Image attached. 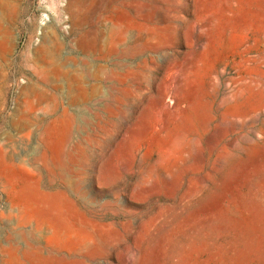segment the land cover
Instances as JSON below:
<instances>
[{
  "label": "rangeland",
  "instance_id": "1",
  "mask_svg": "<svg viewBox=\"0 0 264 264\" xmlns=\"http://www.w3.org/2000/svg\"><path fill=\"white\" fill-rule=\"evenodd\" d=\"M67 2L0 0V244L264 264V0Z\"/></svg>",
  "mask_w": 264,
  "mask_h": 264
},
{
  "label": "bare ground",
  "instance_id": "2",
  "mask_svg": "<svg viewBox=\"0 0 264 264\" xmlns=\"http://www.w3.org/2000/svg\"><path fill=\"white\" fill-rule=\"evenodd\" d=\"M65 14H68L69 20H70V22L72 23V25L74 27L78 26L80 24H84L85 19H84V2H83V0H68L66 6L64 8H62V9H60V16H61L60 20H63V21L65 20V18H66ZM106 20H107V17H106ZM87 43L89 44V42H87ZM80 46H82V43H80ZM41 50L42 49L39 48L38 52L41 51ZM102 62H103V60H102ZM71 79H72L73 82L76 81L74 78H71ZM75 89L78 91L77 95H79V94L82 95L83 92H84L78 86L75 87ZM0 255L1 256H6V261H5L6 264H27L18 255V252L14 248H12L10 246H6V245H1L0 244Z\"/></svg>",
  "mask_w": 264,
  "mask_h": 264
}]
</instances>
